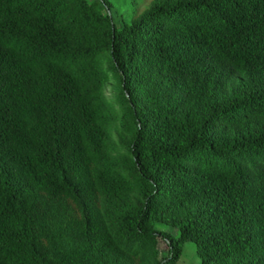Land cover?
<instances>
[{
  "label": "trees",
  "instance_id": "16d2710c",
  "mask_svg": "<svg viewBox=\"0 0 264 264\" xmlns=\"http://www.w3.org/2000/svg\"><path fill=\"white\" fill-rule=\"evenodd\" d=\"M119 1L0 0V264H264V0Z\"/></svg>",
  "mask_w": 264,
  "mask_h": 264
},
{
  "label": "rangeland",
  "instance_id": "374dc122",
  "mask_svg": "<svg viewBox=\"0 0 264 264\" xmlns=\"http://www.w3.org/2000/svg\"><path fill=\"white\" fill-rule=\"evenodd\" d=\"M120 6L124 5L125 7L128 5V2L125 0H120L119 4ZM164 230H168L171 232L174 236L177 235V232L175 229L169 227V226H161ZM159 248L163 249L164 251V243H159ZM174 264H200L198 257L196 256L195 252V246L193 242L187 241L182 246V253L179 257V259Z\"/></svg>",
  "mask_w": 264,
  "mask_h": 264
}]
</instances>
